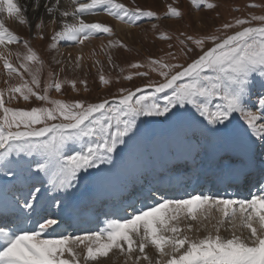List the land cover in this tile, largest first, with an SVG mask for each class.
I'll return each instance as SVG.
<instances>
[{"label": "snow or ice", "instance_id": "snow-or-ice-1", "mask_svg": "<svg viewBox=\"0 0 264 264\" xmlns=\"http://www.w3.org/2000/svg\"><path fill=\"white\" fill-rule=\"evenodd\" d=\"M190 2L198 10L215 7L207 0ZM33 4L34 13L43 7L53 23L62 25L51 38L52 47L64 39L83 43L98 34L111 35L110 26L80 18L97 10L129 25L142 18L160 19L151 10L129 8L117 0H71L74 7L66 10H61L60 0ZM26 12L19 0H0V14L18 17L31 28ZM164 15L181 17L171 5ZM69 16L78 23L69 24ZM251 21L261 23L251 26ZM42 24L40 15L35 27ZM222 28L239 30L185 38L199 54L180 41V51L195 57L186 66L150 60L152 71L163 79L146 86L151 92L137 95L143 89L122 88L112 102L86 103L50 98V89L61 92L58 81L46 83L42 95L34 91L39 79L27 62L38 58L28 49L24 62L14 67L7 45L20 41L0 20V60L9 76L22 81L0 90V264H80L81 247L84 264H97L114 251L132 264L142 259L146 264H264V15L235 18ZM205 39L212 44L207 50ZM168 56L176 59L172 52ZM20 69L29 73L30 82ZM16 94L52 107L6 106ZM161 125L165 134L154 135ZM159 158L165 162L154 163ZM118 161L135 163L148 178L126 187L118 207L105 213L95 230L76 234L74 217L86 211L75 203L80 181ZM208 174L228 182L229 188L251 178L254 190L243 196L181 190L188 187L187 179ZM201 230L206 233L202 237L187 234ZM150 246L155 257L146 251Z\"/></svg>", "mask_w": 264, "mask_h": 264}, {"label": "rangeland", "instance_id": "rangeland-1", "mask_svg": "<svg viewBox=\"0 0 264 264\" xmlns=\"http://www.w3.org/2000/svg\"><path fill=\"white\" fill-rule=\"evenodd\" d=\"M119 3L125 4L127 7H140L144 10H151L157 14L160 19L142 18L136 25H129L115 20V23H120L124 27L117 29L115 23L109 25L112 29V34H101L104 38L112 40L116 45L108 60L100 61L90 59L86 62L78 63L74 69H68L61 61H55L56 52L61 49V41L55 47H52V36L55 31L49 32L43 28L35 27L37 21L31 22V28L28 23L20 24L18 21L14 26V32L19 39V43L9 44L8 48L12 55L9 58L10 63L19 68V64L23 61L24 55L28 49H31L37 56L38 61H28L27 66L36 74L39 79V87H35L34 91L43 94V89L49 81L61 82V92L57 93L54 88L50 89L48 95L53 99H61L68 101H84L86 103L99 102L108 99L110 102L113 98L120 96V89L133 91L136 88H142L150 83H158L162 80L158 72L152 71L150 60L163 59L166 63H178L187 65L191 59L195 58L191 53L185 56L180 49L183 47L180 41L184 40L189 48L195 49L197 54L200 49H197L191 41L186 40L188 36L195 38H205L209 35L224 36L232 34L239 29H229L225 31L222 25L231 23L235 18L249 19L252 15H264V0H207L208 3L214 4L213 9H208L201 6L198 10L190 0H117ZM250 4L258 5L257 7H248ZM171 5L176 8L181 17H166L164 14L167 7ZM261 22L251 21V26H259ZM249 26V25H244ZM161 36L167 39H161ZM42 37V38H41ZM27 41V48L24 42ZM120 45H123L121 47ZM211 41L205 39L204 50L211 47ZM172 52L176 55V59H170L168 53ZM17 53L20 54V60L17 59ZM82 63V64H81ZM133 64L142 65L141 67H132ZM3 65V63H2ZM178 70V69H177ZM175 71V70H174ZM4 85L0 86V90H6L11 86H18L22 83L20 76L13 74L9 76L5 69ZM23 78L26 81H31V76L28 72L20 69ZM147 73V75H137V73ZM103 76L107 83H102L100 77ZM131 76V79L125 77ZM74 83L75 88L72 87ZM135 91V90H134ZM151 88L143 89L142 93L137 95L147 94L151 92ZM17 98L12 100L6 106L30 110L32 107H52L44 101L37 100L35 97H30L28 101H24L16 94ZM6 93L5 99L7 100ZM162 102V95H161ZM39 127V126H38ZM2 163V162H0ZM94 171V170H90ZM83 186L80 181L78 189ZM216 216L218 214H215ZM229 233V232H226ZM194 236L197 232L187 233ZM150 249L155 257V249L151 246ZM81 254L80 264H84L83 255L85 250L81 247L77 249ZM107 262H116L119 264H132L131 260L125 261V257L118 252L110 253L109 257L101 258L97 264H105ZM140 264H146L143 259Z\"/></svg>", "mask_w": 264, "mask_h": 264}, {"label": "bare ground", "instance_id": "bare-ground-1", "mask_svg": "<svg viewBox=\"0 0 264 264\" xmlns=\"http://www.w3.org/2000/svg\"><path fill=\"white\" fill-rule=\"evenodd\" d=\"M43 2V0H42ZM51 3H55V0H50ZM82 2H88V0H82ZM20 6L27 7L26 16L27 19L31 22L37 21L40 15H43V28L51 31H59L62 29V25L59 22L53 23L51 18L44 12L43 7H41L37 13L33 11V0H19ZM60 7L61 10L72 9L74 5L71 4V0H60ZM23 14V13H22ZM59 16V14H57ZM86 23H93L98 22L105 24L107 26L114 24L115 20L107 15L105 12L101 10H97L95 14L89 15L85 14L82 17ZM60 20H64L65 18L59 17ZM0 20L3 21L4 25L10 30L14 32V26L17 24V19L15 17H8L7 14H0ZM69 24H77L78 19H74L73 17L69 16L66 18ZM117 29L124 27V25L120 23H115ZM10 27V28H9ZM108 35V34H107ZM113 42L112 40H108L104 38L101 34L95 35L90 37L89 39L85 40L83 43L75 42L71 39H64L61 40V49H59L55 56L54 60L61 61L63 65H65L68 69H74L78 66L80 62H86V60L90 59L91 62L94 60L104 61L105 59L108 60L110 58L111 52L114 50L115 47H109V42ZM8 48V45H7ZM9 50V48H8ZM4 48L0 46V52H3ZM79 57V60L77 59ZM3 61L0 60V86H3L5 75L3 74ZM82 64V63H81ZM165 125L159 126L157 129L154 130V135L163 136L165 134ZM165 161L163 158H159L154 161L156 164H163ZM103 169H107L106 171H102L99 174L91 177V185L94 188V192L103 196L105 199L112 200L111 205L117 204L116 208L121 202L122 194L126 189V184L128 186L138 182L142 179H147V175L142 176L141 170L135 163L132 162H125L120 163L119 161L114 167H109L108 165H102ZM70 191V190H69ZM4 193L0 191V200L3 199ZM81 201L78 197H75V203L79 204ZM113 207V206H112ZM77 216L74 217V225L77 222ZM218 217V215H217ZM207 223V222H205ZM212 223H215V220H212ZM206 233L204 230H201L196 235L192 236L195 237L197 235L204 236ZM222 234L225 236L230 235V233H226L222 231ZM148 254H153V252L148 249ZM105 264H119L114 262H107Z\"/></svg>", "mask_w": 264, "mask_h": 264}]
</instances>
